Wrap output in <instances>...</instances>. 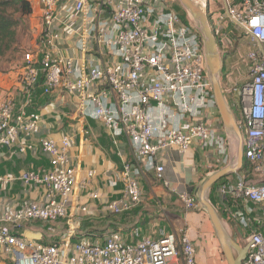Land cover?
Listing matches in <instances>:
<instances>
[{
	"label": "built area",
	"instance_id": "2783aa9c",
	"mask_svg": "<svg viewBox=\"0 0 264 264\" xmlns=\"http://www.w3.org/2000/svg\"><path fill=\"white\" fill-rule=\"evenodd\" d=\"M192 1L209 15L213 26L211 0ZM104 2L110 16L91 25L87 34L113 60L86 62L61 54L54 45L61 17L83 15L85 0H38L41 49L37 56L33 51L24 53L21 82L30 91L42 77L45 94L62 90L78 96L81 117L100 121L114 144L120 136L129 138L136 163L123 161L118 176L107 181L111 188L121 185L118 196L106 204L111 213L120 215L141 202L139 177L143 173L163 180L164 167L155 161L159 150L175 147L184 152L197 141L225 161L227 148L214 126L207 124L217 109L202 38L194 22L147 0ZM220 4L249 38V48L242 56L245 80L234 83L226 74L220 84L241 133L243 157L251 167L225 177L216 194L224 220L238 226L247 247L242 264H264V0H220ZM79 47L89 50L84 37ZM40 122L36 111L16 108L11 99L0 100V149L18 141L21 151L31 149L34 143L25 140L39 132ZM38 145L48 156V169L23 171L18 176L0 173V182L19 179L40 184L46 191L42 202L0 210V247L9 264H196L187 228L181 230L179 241L170 233L156 240L143 237L130 242L116 230L106 233L102 241H92L85 235L73 239L75 228L68 220L62 243H43L21 235V227L29 222L67 218L75 191L77 168L69 156L72 137L41 138ZM90 196L97 199L99 193ZM180 199L186 211L199 206L191 193L180 194ZM137 234V230L132 232V236Z\"/></svg>",
	"mask_w": 264,
	"mask_h": 264
},
{
	"label": "crops",
	"instance_id": "0c3cea01",
	"mask_svg": "<svg viewBox=\"0 0 264 264\" xmlns=\"http://www.w3.org/2000/svg\"><path fill=\"white\" fill-rule=\"evenodd\" d=\"M104 1L85 0L87 6L83 15L73 14L68 16V19L65 15L61 17L56 25L59 37L54 40V45L61 54L91 63L97 61L106 63L113 60L106 50L105 53L101 52L96 42L87 34L91 25L107 20L110 16V8ZM173 1L147 0L148 3L156 4L161 8H172ZM32 7L34 11L36 7ZM224 15L231 22L225 13ZM213 20L215 37L220 41V78L224 80L225 75L228 74L232 82L242 83L246 78V64L242 56L249 48V38L231 22L235 31L237 33L240 31L242 36L238 34L235 47L230 45L229 49V46L222 42L221 35L225 28L221 15L214 13ZM83 37L88 43L89 50L83 51L79 47V41ZM228 42L231 44V38ZM27 47L37 56L41 49L39 39L31 42ZM23 63L22 55L21 62H16L12 66L5 65L0 70V100L11 99L16 104V108L25 107L29 111L39 113L40 129L38 133L25 140L34 143L31 149L21 151L20 141L0 149V173L5 176H18L28 170L43 172L49 168V160L39 148V139L59 140L63 135L68 134L73 140L69 156L72 164L77 168V176L67 218L55 222H29L21 227L19 231L21 235L38 239L43 243H62L67 235L68 220L75 228L73 239L85 235L92 241H102L105 234L111 230L119 231L130 242L138 241L143 237L156 240L170 233L179 241L181 230L187 228L196 251V264H223L214 256L215 231L206 211L200 204L197 208L186 211L180 199V194L191 193L198 201V189L202 182L218 169L236 162V159L235 162L231 160L230 137L220 123L217 110L210 113V119L213 120L208 119L207 124L214 126L223 146L227 148V159L224 161L223 157L214 156L211 150L204 149L197 141H193L184 152L175 147L159 150L155 161L164 167L163 180H156L151 172L143 173L139 177L141 202L129 212L116 215L107 209L106 204L118 196L121 185L111 188L107 181L108 178L118 176L123 161L136 163L129 138L120 136L117 144H114L100 121L90 116L81 117L76 107L78 102L76 95L62 90H55L51 95H47L43 92L41 84L27 91L21 82L24 72ZM85 131L88 133L85 134ZM240 170L241 168L238 171ZM88 171L93 172L91 177L87 175ZM217 185V183L213 185L207 197L219 213L228 234L240 243L242 238L238 226L232 221L224 220L216 194ZM94 192L99 193L97 199L90 196ZM45 197L46 191L40 184H26L19 179L0 182V210L17 208L26 202H42ZM82 207L86 210L81 211ZM135 230L138 234L132 236ZM0 251H3L1 247ZM3 256L8 257L5 253Z\"/></svg>",
	"mask_w": 264,
	"mask_h": 264
},
{
	"label": "water",
	"instance_id": "95a60500",
	"mask_svg": "<svg viewBox=\"0 0 264 264\" xmlns=\"http://www.w3.org/2000/svg\"><path fill=\"white\" fill-rule=\"evenodd\" d=\"M182 8L192 17L203 42V50L205 54L207 76L211 84V91L215 101L220 123L228 133L229 137L233 135L238 139L236 148V162L233 165H226L210 174L199 186L198 202L206 211L209 220L215 231L216 238L219 242L221 252L227 264H242L247 247L241 246L228 234L219 213L215 206L211 204L207 197L208 191L215 185L218 180L227 175L237 173L243 163L242 137L232 110L220 84L221 71V54L217 45L216 37L212 32V28L208 22L206 13L200 9L192 0H178Z\"/></svg>",
	"mask_w": 264,
	"mask_h": 264
},
{
	"label": "rangeland",
	"instance_id": "374dc122",
	"mask_svg": "<svg viewBox=\"0 0 264 264\" xmlns=\"http://www.w3.org/2000/svg\"><path fill=\"white\" fill-rule=\"evenodd\" d=\"M31 6H35L36 9L33 11V7H32V13L24 18V21L22 22V24H20L19 28H18V38H19V50L14 54V56L12 58H10V61L8 64H5L7 66H9L11 64L14 65L16 62H21L22 61V55H24L23 53L25 51H29L27 47L29 44H31V42H35L36 40L39 39L40 36V32H41V12L40 10V6L38 5V0H30ZM173 10H175L176 12H178L181 17L186 16V20L191 19L192 17L186 13V11L182 8V6L180 5V3L178 2V0H174L173 1ZM209 12H211L213 15L214 13H219L221 15L222 18V24L223 27L225 28V31L222 33L221 37H222V42L227 46H229V49L231 48V46H233V48L235 47L236 41L239 37H237L238 34H240V36H242V33L239 31L238 33L235 31V28L233 27V25L231 24V22H229L224 15V10L221 7L220 4V0H211L210 4H209ZM231 31V32H230ZM233 32V33H232ZM231 38V44H228L229 40ZM246 45H244L245 47ZM249 46V45H248ZM220 48V47H219ZM3 65V66H5ZM235 115L238 116V112L235 111ZM230 153H231V160L233 162H235L236 159V138L231 135L230 136ZM213 238H214V256L218 259L219 262L223 263V264H227L226 260L224 259V256L221 252V248L219 245V242L216 238L215 233L213 234ZM239 243V242H238ZM241 246L245 245V242L242 240L239 243ZM4 252L0 251V264H8V258L3 256ZM180 263V262H179Z\"/></svg>",
	"mask_w": 264,
	"mask_h": 264
},
{
	"label": "trees",
	"instance_id": "16d2710c",
	"mask_svg": "<svg viewBox=\"0 0 264 264\" xmlns=\"http://www.w3.org/2000/svg\"><path fill=\"white\" fill-rule=\"evenodd\" d=\"M31 13L32 6L29 0H0V70L4 67L3 65L9 63L10 58L19 50L18 28L24 18ZM207 17L212 28V21L208 14ZM182 19L186 21V16H182ZM212 32L214 35L216 34L214 28H212ZM217 45L220 46L219 40ZM42 82V77H40L37 84L42 85ZM250 167V163L243 157L241 171H247ZM224 179L225 177L218 180L217 184Z\"/></svg>",
	"mask_w": 264,
	"mask_h": 264
},
{
	"label": "bare ground",
	"instance_id": "6f19581e",
	"mask_svg": "<svg viewBox=\"0 0 264 264\" xmlns=\"http://www.w3.org/2000/svg\"><path fill=\"white\" fill-rule=\"evenodd\" d=\"M237 145H238V139L236 138V148H237Z\"/></svg>",
	"mask_w": 264,
	"mask_h": 264
}]
</instances>
